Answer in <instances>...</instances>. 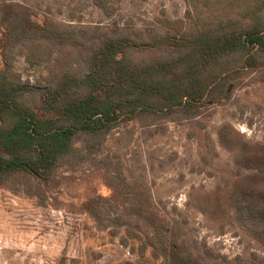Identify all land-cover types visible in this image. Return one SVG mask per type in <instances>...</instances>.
<instances>
[{
	"label": "rangeland",
	"instance_id": "rangeland-1",
	"mask_svg": "<svg viewBox=\"0 0 264 264\" xmlns=\"http://www.w3.org/2000/svg\"><path fill=\"white\" fill-rule=\"evenodd\" d=\"M13 11L74 31L79 45L5 47ZM256 16L264 17V0H0V72L15 82L52 86L68 70L84 73L85 47L104 37L131 38L140 44L130 50L132 60L150 61L168 56L164 44L152 45L166 33L245 24ZM37 44L41 50L31 52ZM175 117L121 123L97 148L78 141L79 156L62 161L48 182L19 179L0 188V264L140 261L141 240L133 237L141 236L136 225L142 223L132 207L141 193L177 234L182 253L203 264H264V244L227 202L264 185L247 182L252 171H237L223 145L227 137L264 145V65L245 73L224 103ZM143 257L164 264L149 250Z\"/></svg>",
	"mask_w": 264,
	"mask_h": 264
},
{
	"label": "trees",
	"instance_id": "trees-1",
	"mask_svg": "<svg viewBox=\"0 0 264 264\" xmlns=\"http://www.w3.org/2000/svg\"><path fill=\"white\" fill-rule=\"evenodd\" d=\"M34 41L79 45L74 31L34 22L26 12L7 14L4 46ZM162 44L168 56L134 62L129 53L140 44L127 36L104 37L85 47L84 73L68 70L52 86L15 82L7 70L0 72V188L19 179L48 182L62 161L79 156L78 141L97 148L121 123L143 117L175 121L178 114L229 100L241 77L264 65V17L180 31L178 36L166 33L152 45ZM41 48L37 44L31 52ZM223 145L234 154L237 171H252L247 182L264 185V145L228 137ZM140 196L132 211L142 223L136 225L141 236L133 237L141 240L142 256L125 264H150L143 257L147 250L164 264H203L182 253L177 234L152 210L148 197ZM227 202L247 232L264 244V189L247 187Z\"/></svg>",
	"mask_w": 264,
	"mask_h": 264
}]
</instances>
